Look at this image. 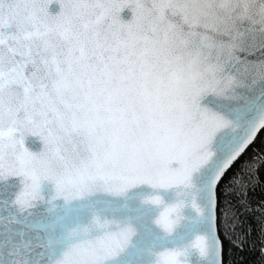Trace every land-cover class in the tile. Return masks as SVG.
<instances>
[{"label": "snow or ice", "instance_id": "1", "mask_svg": "<svg viewBox=\"0 0 264 264\" xmlns=\"http://www.w3.org/2000/svg\"><path fill=\"white\" fill-rule=\"evenodd\" d=\"M262 130L264 0H0V264L264 252Z\"/></svg>", "mask_w": 264, "mask_h": 264}, {"label": "trees", "instance_id": "2", "mask_svg": "<svg viewBox=\"0 0 264 264\" xmlns=\"http://www.w3.org/2000/svg\"><path fill=\"white\" fill-rule=\"evenodd\" d=\"M262 138H264V130H262L256 143L245 153L244 159L251 158L254 150L258 151L264 147ZM248 200L253 209L264 204V166L257 173V182L248 193ZM241 220L243 221V228L252 231L243 247L236 248L225 241V264H264V252H262V246L259 242L258 213L242 211Z\"/></svg>", "mask_w": 264, "mask_h": 264}, {"label": "water", "instance_id": "3", "mask_svg": "<svg viewBox=\"0 0 264 264\" xmlns=\"http://www.w3.org/2000/svg\"><path fill=\"white\" fill-rule=\"evenodd\" d=\"M123 15L127 18L130 15V12L128 10H125V12L123 13Z\"/></svg>", "mask_w": 264, "mask_h": 264}]
</instances>
